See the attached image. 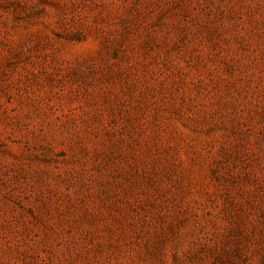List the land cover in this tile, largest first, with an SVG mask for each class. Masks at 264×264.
<instances>
[{
  "label": "rangeland",
  "instance_id": "1",
  "mask_svg": "<svg viewBox=\"0 0 264 264\" xmlns=\"http://www.w3.org/2000/svg\"><path fill=\"white\" fill-rule=\"evenodd\" d=\"M0 264H264V0H0Z\"/></svg>",
  "mask_w": 264,
  "mask_h": 264
}]
</instances>
